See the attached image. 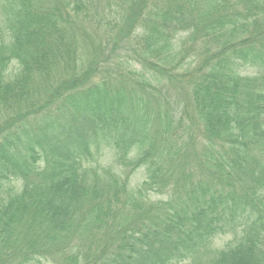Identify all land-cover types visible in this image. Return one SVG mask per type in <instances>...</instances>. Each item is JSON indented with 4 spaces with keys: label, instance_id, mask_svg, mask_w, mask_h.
<instances>
[{
    "label": "trees",
    "instance_id": "trees-1",
    "mask_svg": "<svg viewBox=\"0 0 264 264\" xmlns=\"http://www.w3.org/2000/svg\"><path fill=\"white\" fill-rule=\"evenodd\" d=\"M182 261L264 264V0H0V264Z\"/></svg>",
    "mask_w": 264,
    "mask_h": 264
},
{
    "label": "rangeland",
    "instance_id": "rangeland-1",
    "mask_svg": "<svg viewBox=\"0 0 264 264\" xmlns=\"http://www.w3.org/2000/svg\"><path fill=\"white\" fill-rule=\"evenodd\" d=\"M107 16H109L110 18L115 17L114 15H111L109 13H106ZM85 25L82 26L81 29H84ZM89 35L92 38V41H90V46H96V43L99 44V46L97 45L96 49L93 48V50L95 51H101L102 49H106L105 47V43L110 42L114 39V31L113 28L110 27V29H103L98 31V30H94V29H89ZM81 36V35H80ZM87 41V40H86ZM100 47V48H99ZM13 70L8 71V74H10ZM143 179V176L141 173H136L134 175V177L131 178V186H136L139 182H141V180ZM153 199L159 198V196H153ZM234 242V234H232V232H226L224 234H219L215 237L212 238L211 240V244L212 247L216 248V249H220V248H224L227 244ZM186 262L182 261L176 264H185Z\"/></svg>",
    "mask_w": 264,
    "mask_h": 264
}]
</instances>
